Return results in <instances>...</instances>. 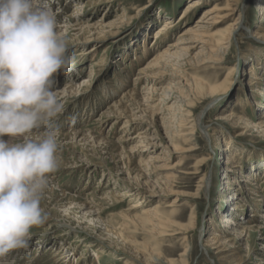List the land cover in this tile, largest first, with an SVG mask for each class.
<instances>
[{
    "label": "rangeland",
    "instance_id": "374dc122",
    "mask_svg": "<svg viewBox=\"0 0 264 264\" xmlns=\"http://www.w3.org/2000/svg\"><path fill=\"white\" fill-rule=\"evenodd\" d=\"M53 1L55 0H46L48 5ZM61 1L67 7L60 13H55V16L59 30L62 29L61 32L67 37L68 50L76 57L77 53L74 52L78 50L71 48L79 44L77 35L80 32L94 35L101 40L95 43H100L101 46L98 56L86 60L77 56L73 71L68 75L61 72L56 77L55 87L60 86L59 89H62L67 81L75 86H86L81 90L78 101L74 102L69 98L70 100L63 104V111L55 120L50 121V124L59 130L61 163L40 201L47 217L42 224L29 229L31 235L27 240V247L9 250L0 258V264H63L61 257L57 256L59 252L54 250L57 245L45 242L48 239L59 240L75 257H84L79 260L81 264L88 260L97 264H147L144 256L146 245L161 249L163 256L167 258H162L163 264H172L170 261L182 259L179 255L187 244L190 247L186 262L178 264H220L215 252L206 249L204 245L211 229L215 230V227L211 228L210 225L220 227L219 216L230 210L225 198L235 203L234 209L238 205L244 209L242 218L253 221L255 218L250 216L257 209L261 215L264 214V129L256 127L262 115L261 107L256 105V101H263L264 98L251 93L252 88H264V30L261 28L263 25L259 23L256 6L259 0H243L246 16L243 29L221 63L196 66V61L203 62L207 58L206 55H200L191 62L192 65L182 67L188 77L198 81L207 80L214 85L223 83L230 68L239 64L243 70V74L236 79L237 88L232 87L229 92L225 89L224 97L222 96L214 106H209L207 99L193 95L191 90H183L188 98L180 99L179 109L183 108L195 117L203 116L202 128L195 131L191 144L183 142L178 134L174 135L173 129L178 123L174 119L178 118L175 110L171 112V116V113L163 108L165 104L173 106L177 100L167 98L166 101L161 97L166 93V88L174 89L176 86L173 85L170 75L176 74L178 69H167L165 72L168 76L165 75V81L134 86V78L139 74L143 63L139 57L144 59V63L153 57V53L144 55L139 49L145 43L154 48L151 45L154 41L153 33L167 19L174 20L175 24L174 29L169 32V38L162 39V43L158 44H161L162 48L178 37L189 24L197 21L203 9L218 5L222 8V13L219 14H224L226 11H223V8L228 1L215 0L216 2L212 1L211 4H203L188 14L186 20H182L181 16L189 0H111L113 2L108 4L104 3L108 0H72L69 4H66L65 0ZM96 1L100 5L97 6L94 3ZM108 22L119 24L112 30L92 26ZM230 23V20L220 22L211 32L216 33L213 39H219L225 34ZM66 30L70 35L65 34ZM105 31L107 34H102ZM220 55L221 53H218L214 58ZM95 59L102 60V65L97 67V70L92 68ZM255 63L260 65L256 68ZM93 69L95 72L92 75ZM253 69L262 80L251 79L248 71ZM124 82L129 86H124ZM252 82H255L253 87L248 86ZM152 85H155L157 90L161 89L151 94L156 100L154 105L146 100L142 105L135 103L130 112L121 114L123 118L118 122L111 118V115H116L110 113V106L123 100L127 90L136 88L141 95H147L151 93L149 88ZM144 86L147 89H144ZM150 104L159 105L153 115L150 112L152 108L148 107ZM181 112H178L180 116ZM231 112L236 119L240 117L243 120L238 119L233 123L223 119ZM104 113H110V117L102 125L98 121ZM79 132L80 136L81 133L88 135V140L73 136ZM211 133L216 134L215 139H221V144L225 142L226 145L229 142L226 146L230 147L229 151L224 153L229 152V156L238 168L240 167L239 172L232 165H229L232 172L226 171L228 163H224L225 157L221 150H217ZM173 136L175 142L170 140ZM141 137L145 139L142 140ZM99 140L105 141L98 143ZM195 169H199L201 173L193 175ZM253 171L258 176V185L263 192L261 207L252 203L257 199V196L250 194L251 189L255 187L243 182L240 184L246 188L244 191L251 200L247 206H244L245 203H238V195H234L232 191L223 196L224 182L246 180L245 173ZM204 175L211 177L210 185L207 191L199 192V182ZM123 186L138 188L147 205L155 202L160 206V210L170 217L173 226L171 229L177 236L157 241L149 232V228L130 225L129 232L123 233L124 239L129 242L128 246L124 245L123 252L105 242L101 236L105 234L106 227L100 220L110 222L109 224L120 232L125 231L120 230L122 220L118 213L120 210L129 209L134 201L120 196ZM221 199L224 202H220ZM82 201L89 207L95 205L93 211L97 213L91 214L87 208L79 207L77 204ZM193 209L196 210L198 226L192 232L189 230ZM211 220L213 223L209 224ZM235 220L240 223L237 218ZM183 239H186L187 243H184ZM238 243V259L246 261L245 264H264V231L249 235ZM48 245L53 247L48 248ZM100 251L103 256L95 257ZM74 256L67 264L73 263Z\"/></svg>",
    "mask_w": 264,
    "mask_h": 264
},
{
    "label": "bare ground",
    "instance_id": "6f19581e",
    "mask_svg": "<svg viewBox=\"0 0 264 264\" xmlns=\"http://www.w3.org/2000/svg\"><path fill=\"white\" fill-rule=\"evenodd\" d=\"M65 1H66V4H69L72 2V0H65ZM212 1H215V0H189L187 2V5L183 9V13L181 16L182 20L183 19L186 20L188 17V14L193 13L198 7L203 6V4L204 5L211 4ZM227 1H228L227 5L225 6V8H223L225 9L223 11H226L224 12V14H219V13H222L220 12L222 11V8L218 7V5H215V6L211 5L208 8L203 9L202 14L197 21H195L192 24H189L185 29H183L179 33L178 37L172 40V42H170V44L165 46V48H162L161 44L160 45L158 44L162 41V39H165L167 37L169 38V32H171L174 29V24H175L174 20L167 19L165 22H163L162 25H159V27L153 33L154 36L152 37L153 38L152 40L154 41H152L151 45H153L154 48L152 49L151 47H149L148 43H145L139 49L144 55H149L150 52L153 53V57L152 59L147 60L146 63H144V59H142V57H139V60L141 62L143 61V63L141 65L142 68L140 69L139 74L136 76V78H134L135 80L133 79L134 86L136 85L142 86V85H149V84L151 85V83L156 82L157 84L158 81L159 82L165 81L166 80L165 75H167L165 71L167 69H170V68L178 69V71L176 70L178 74L176 73V74L170 75V77H172L171 81L173 85H176L175 87L177 88L175 87H173L174 89L164 88L165 90L164 89L163 90L166 93L163 94L161 97L164 98V100L166 101H167V98L168 99L175 98V100H177V103H175L173 106H167L165 104L166 106L164 105L163 108L165 110L167 109V112H170V113L175 110L176 112L175 114H177L178 118L174 117V119L178 123L175 125V128L173 129L175 130L174 135L178 134L177 136L182 138L181 140L183 142H186L187 144L192 143V139H193L192 136L195 133V131L202 128L201 121L203 119V116L195 117L193 113H190L189 111H184L183 108L179 109L181 106L180 99L183 100V99L188 98L186 97L187 95L184 93L183 90H187V91L191 90V93L193 95L197 94L201 98H203V100L207 99L208 101L207 104H209V106H212V105L214 106L222 99V96L224 97L223 93H225V89L227 92H229L232 87L237 88L238 81H236V79L237 77H239V75L243 74V70H241V66L238 64L237 66H234L227 71L226 76L223 80V83L219 85L218 84L214 85V83L212 84L210 81H207V80L203 81L199 79L198 81L194 78H190L182 70L183 68L189 67L190 65H192L191 62L195 60L197 56L199 57L200 55H206L207 58H205L203 62L196 61L195 62L196 66L198 64H202L204 66L205 64H213V65L219 64L222 62V59L224 55L226 54V52L230 51L231 49L230 47L232 46L233 42H235L237 35L243 29V23L245 21L246 16L244 12L245 9L242 5L243 0H227ZM109 2H113V1L108 0L104 3L108 4ZM94 3H96L97 6L100 5L99 2L97 1ZM53 4L55 5L54 7L51 6ZM89 5H92V4H89ZM48 6L51 8L53 12L54 10H57L58 12H54L57 14L60 13L61 10H64L67 7L66 5L62 3L61 0H55L52 3H50V5ZM256 6L258 10L259 23L263 25V27L261 28H263L264 30V0H259ZM69 19H72V18H69ZM228 20H230L231 23L227 27L228 28L227 32L223 34L219 39H213V37L216 36V33H211V32L214 31L215 27L218 26L220 22L228 21ZM118 24L119 22L118 23L108 22V24L101 23V24H93L92 26H94L95 28L97 26L99 28L101 27L106 30H109V29L112 30ZM91 27H85V28H91ZM81 29H83V27ZM105 33L107 34L106 31L103 32L102 34H105ZM65 34L70 35L68 30H66ZM77 36H79L78 39L80 40V42L79 44H77V46H73L71 48V49H75L76 51L78 50L77 52H74V53H77L76 57L78 56L82 60H86L88 58H93L95 56H98V53H99L98 51L100 50L101 45L100 43L97 44L95 42L96 41L98 42L101 40H99L98 38H95V36L91 35L90 33L82 34L80 32ZM195 51H198V52L195 53ZM218 53H221L220 57L217 56L216 58H214L216 54L218 55ZM101 61H102L101 59H95V63L92 68L94 69H96L97 67L100 68L102 65ZM259 65L260 64H256V66L254 67L257 68ZM94 69L91 72L92 75L95 72ZM254 69L248 71V74L251 75V79L254 81L263 79L264 81V78L260 79L261 77H259L256 74L257 71H255ZM124 83H125L124 86L126 85L129 86L126 82ZM254 83L255 82H252L248 86L253 87ZM63 85L64 86L62 87V89L58 88L60 86L55 87V91L57 92L58 98L60 99L62 104H66V102H68L70 99L74 100V102L78 101L79 97L82 94L81 90H83V88L86 86L85 84H83L82 87L80 85L75 86L72 84V82L70 83V81H67L66 84H63ZM144 89H147V87L144 86ZM158 90L161 91V89H158ZM158 90L155 88V85H152L149 88V91H151V93H147V95L143 93H142L143 95H141L140 93L137 92L136 88H131L127 90L125 97H123V100L116 102L114 106L112 107L110 106V113L112 112L113 114L116 115V116L111 115V118H113L114 120L118 122L119 120H121V118H123L121 114H127L128 111L130 112L131 106H135V103H140L142 105V103L144 102L146 103V101H148L154 105V103H156V100L153 96H151V94L156 93V91ZM251 91H252L251 93L254 92L255 96L259 98L260 97L264 98V88H258V89L252 88ZM261 101L260 102L256 101V105L261 107L260 111L262 110V115L260 116V120H258V122L256 123L257 124L256 127L260 128V130L261 128L264 129V100L262 102ZM193 102H190V103H193ZM152 104L148 106L149 108H152L151 111L149 110L151 114L159 106V105L152 106ZM180 110L182 111L181 116L178 114ZM110 113H104L98 122H100L102 125L106 123L107 119H109L110 117L109 115ZM172 114L173 113H171V116ZM232 115H234L233 112H231L228 116L224 117L223 119L230 120L233 123L235 121H238V119L243 120V118H240V117L236 119V117ZM214 132L216 133V131ZM73 136H76L75 138H78L80 136V132L73 134ZM80 137H83V139L88 140V135L84 133H81ZM213 138H214V144L216 145L217 150L218 149L221 150V152L224 155L223 157H225L224 163L226 162L228 163L227 164L228 167L226 171L232 172V170L230 169L231 167H229V165H232V167L234 169H237L238 170L237 172H239L240 167L238 168V166L235 164L236 162L232 160V158L229 156L230 155L229 152L228 154L224 153V151H229L230 147L229 148L226 147L227 145H229L228 144L229 142L226 143V145H224L225 142L221 144L222 143L221 139H218V138L215 139L216 134L213 135ZM141 139L143 140L145 138L141 137ZM170 140L172 142H175L173 141L174 136ZM102 141H105V140H101V141L99 140L98 143ZM176 149L177 148H175L174 150ZM253 172L245 173L246 180H241L240 182L234 181V180L233 181L228 180L230 182H224L223 190H222V192H224L223 196H226L228 192L232 191L234 195H238L237 196L238 203H245L244 206H247L248 203H251V200H249L248 195H246L247 192L244 191V189L246 188L241 186L240 184L243 182L246 185L255 187V189H251L252 192L250 194L255 197L257 196V199L256 200L252 199L254 201L252 203H254L255 206L261 207V202H262L261 197H263L262 194L264 191L262 192L260 190V187L257 181L258 176L255 175V171ZM200 173L201 172L199 171V169H195V171L192 172L193 175H199ZM237 174L240 175V173H237ZM203 177L204 178H202L201 181L199 182V186H198L199 192L207 191L210 185L211 177L206 176V175H204ZM137 178H138V175H137ZM121 188H122V191L120 192L121 193L120 196L122 198H128L130 200H133L134 202H133V205L129 209L120 210V212L118 213V216L122 220V225L119 227L121 231H124L125 229L124 232H120L117 230L116 227H112L109 224L110 222L107 223L106 221L100 220L103 223H105V227H106L105 232H104L105 234L101 236L102 238L106 240L105 242L110 243L113 247H115V249L121 250L123 252V249H125V246H128L127 244L129 243L127 239H124L123 233L129 232L130 225L138 226V227L140 226L143 228H149L150 230L149 232L153 234L154 239L157 241H162V239L164 238L177 236L176 232L171 229L173 226L171 225L172 221L169 219L170 217H168L166 213L160 210V206H157L155 202L150 203V205H147V201L143 200V194H141V191H139V189L136 187L123 186ZM241 197L244 199H242ZM225 200L228 201V204L227 203L226 204L228 207H230L229 208L230 210L227 211L225 215L219 216L220 217L219 223L221 224L220 227L217 225L213 226L211 224L213 223L211 220L209 224H211L210 225L211 228L215 227V230L211 229L210 236L206 240L204 246L206 249L215 252L220 264H245L246 261H241L240 259L236 257L237 256L236 249L238 248L237 245L239 244L238 241H241L243 238L248 237L249 235H253V234L257 235L261 231H264V214L261 215L260 211L257 209V211H254L253 214L250 216L255 219L253 221H250L248 219L242 218V216H244L243 215L244 209H241V206L238 205L237 208L239 210L237 208L236 210L234 209L235 203H232L230 201L231 199L228 200L227 198H225ZM220 202H224V201L221 199ZM77 205H79V207L81 206V207L87 208L89 213L91 214L97 213V211L95 210L93 211V209L95 208V205H93L94 208L89 207L88 205H86V202L84 201H82L81 203H78ZM235 218L240 220V223H237L238 221L236 222ZM197 226L198 225H197V220H196V210L193 209V212L191 214V219H190V230L189 231L193 232L194 230L197 229ZM217 229H220V230H217ZM182 241H184V243H187L186 239H183ZM45 242H47L48 244L52 243V244L57 245V247L54 248V250H56V252H59L57 256L61 257V260H63L61 262H63V264H67V262L70 261L72 256H74L73 253H71L68 249H66V246L63 243H61V241L59 240L52 241V239L50 240L48 239V240H45ZM47 247L51 248L53 247V245L51 246L48 245ZM189 247L190 245L187 244L183 252L179 255L180 257H182V259L178 261H170V263L172 264H178L179 262L185 263L186 258H187L186 256L189 253ZM99 256L100 257L103 256L101 251L97 252L95 257H99ZM144 256L146 258L145 261L147 264H163L162 258H164V260L165 259L167 260V258L163 256L161 249H155L154 247H150L147 245L145 246V249H144ZM73 258H74V261L72 264H81L80 261L81 259L83 260L84 257L74 256ZM82 264H97V263L93 260L91 261L88 260V261H84Z\"/></svg>",
    "mask_w": 264,
    "mask_h": 264
},
{
    "label": "clouds",
    "instance_id": "9594fccd",
    "mask_svg": "<svg viewBox=\"0 0 264 264\" xmlns=\"http://www.w3.org/2000/svg\"><path fill=\"white\" fill-rule=\"evenodd\" d=\"M76 57L46 0H0V258L26 248L60 167L56 77Z\"/></svg>",
    "mask_w": 264,
    "mask_h": 264
}]
</instances>
